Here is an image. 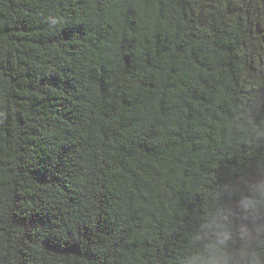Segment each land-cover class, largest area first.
I'll use <instances>...</instances> for the list:
<instances>
[{
	"label": "trees",
	"instance_id": "trees-1",
	"mask_svg": "<svg viewBox=\"0 0 264 264\" xmlns=\"http://www.w3.org/2000/svg\"><path fill=\"white\" fill-rule=\"evenodd\" d=\"M0 264H264V0H0Z\"/></svg>",
	"mask_w": 264,
	"mask_h": 264
}]
</instances>
